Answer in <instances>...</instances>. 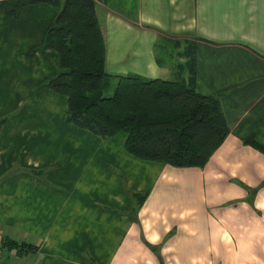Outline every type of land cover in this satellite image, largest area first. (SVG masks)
Returning a JSON list of instances; mask_svg holds the SVG:
<instances>
[{
	"label": "crops",
	"instance_id": "crops-1",
	"mask_svg": "<svg viewBox=\"0 0 264 264\" xmlns=\"http://www.w3.org/2000/svg\"><path fill=\"white\" fill-rule=\"evenodd\" d=\"M95 2L112 71L172 78L161 35L197 40V90L221 96L229 134L180 168L66 122L67 97L37 88L58 52L27 54L57 9L0 8V264H264V0Z\"/></svg>",
	"mask_w": 264,
	"mask_h": 264
},
{
	"label": "trees",
	"instance_id": "trees-1",
	"mask_svg": "<svg viewBox=\"0 0 264 264\" xmlns=\"http://www.w3.org/2000/svg\"><path fill=\"white\" fill-rule=\"evenodd\" d=\"M42 2L54 6L57 15L43 41L27 54L58 52L57 71L40 80L37 88L67 97L64 120L103 140L124 132L125 149L136 158L180 168L204 167L226 140L229 126L221 96L197 90V40L174 38L184 61L171 65L172 78L123 74L107 66V44L95 0H0V8L18 17L24 6ZM7 119L2 117L0 126ZM135 196L141 204L147 193ZM8 243L18 253L34 249L28 243Z\"/></svg>",
	"mask_w": 264,
	"mask_h": 264
},
{
	"label": "rangeland",
	"instance_id": "rangeland-1",
	"mask_svg": "<svg viewBox=\"0 0 264 264\" xmlns=\"http://www.w3.org/2000/svg\"><path fill=\"white\" fill-rule=\"evenodd\" d=\"M158 42L159 44L155 46V51H154L157 61L159 62L161 61L165 64L172 66H176L178 63H180V61H184V59L178 55L179 50L174 47V38L168 39L166 37H163V35H161V39H159ZM116 82L117 79L114 78L112 80V85L110 87V90L112 91L114 90ZM0 119H2V117ZM136 203H137V199H136Z\"/></svg>",
	"mask_w": 264,
	"mask_h": 264
}]
</instances>
